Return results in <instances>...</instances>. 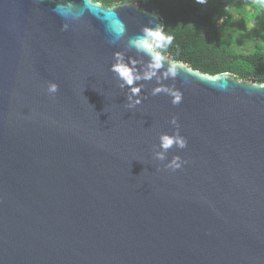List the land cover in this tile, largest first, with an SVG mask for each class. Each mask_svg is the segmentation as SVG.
<instances>
[{
  "label": "water",
  "instance_id": "95a60500",
  "mask_svg": "<svg viewBox=\"0 0 264 264\" xmlns=\"http://www.w3.org/2000/svg\"><path fill=\"white\" fill-rule=\"evenodd\" d=\"M162 25L140 0H0V264H264V83L153 70L130 41Z\"/></svg>",
  "mask_w": 264,
  "mask_h": 264
},
{
  "label": "trees",
  "instance_id": "16d2710c",
  "mask_svg": "<svg viewBox=\"0 0 264 264\" xmlns=\"http://www.w3.org/2000/svg\"><path fill=\"white\" fill-rule=\"evenodd\" d=\"M103 5L131 0H95ZM172 36L163 55L202 73L264 83V0H140Z\"/></svg>",
  "mask_w": 264,
  "mask_h": 264
},
{
  "label": "clouds",
  "instance_id": "9594fccd",
  "mask_svg": "<svg viewBox=\"0 0 264 264\" xmlns=\"http://www.w3.org/2000/svg\"><path fill=\"white\" fill-rule=\"evenodd\" d=\"M200 3H204L205 0H198ZM59 9V8H57ZM62 27L66 28L67 25L64 24ZM172 36L165 34L162 27H145L142 30V33L138 36H136L134 39L130 41L132 46L136 48L139 51L144 52L146 55L150 57L151 63L150 67L155 70L159 69L162 66V62L164 61L165 57L162 54L165 49L168 48V46L172 42ZM117 57V63L112 65V71L117 73L118 77L122 79L126 84L129 86H132L134 83V80L139 79L140 77L134 76L131 69L122 62L120 58V54H115ZM168 73L172 76L176 75V66L175 64H171L168 69ZM155 72L146 73L145 79H150L152 75H154ZM47 91L49 93H56L58 91V85L55 82H50L47 86ZM161 91L167 92L172 97V103L179 104L182 95L178 90H172V89H165L157 87L154 89L153 94H157ZM133 94H138L139 89L137 87H132ZM136 103H139V100L136 101ZM171 123L173 125H177V120L175 116L171 118ZM160 140V148L163 150L161 152H158L156 154L157 158L160 160H163L164 152H166L168 149H170L173 145H175L178 148H184L186 147V139L179 134L178 126L176 130L172 133H161L159 136ZM181 157L179 155H174L172 160L166 165L168 169L176 170L181 168L182 166Z\"/></svg>",
  "mask_w": 264,
  "mask_h": 264
}]
</instances>
